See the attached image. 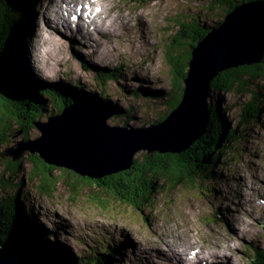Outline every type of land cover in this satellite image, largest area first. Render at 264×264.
Listing matches in <instances>:
<instances>
[{"label":"rangeland","instance_id":"374dc122","mask_svg":"<svg viewBox=\"0 0 264 264\" xmlns=\"http://www.w3.org/2000/svg\"><path fill=\"white\" fill-rule=\"evenodd\" d=\"M5 1L29 6L24 20L30 34L24 32L22 45L27 77L44 87L59 85L74 90L71 85L75 84L84 93L112 106L127 108L131 104L137 110L132 124L142 129L170 110L163 101L165 94L170 93L174 72L188 70V62L183 71L182 66L174 70L170 65L169 57H183L189 42H173L178 30L174 21L180 18L187 22L186 18L199 13L202 24L211 26L223 14L219 8L200 13L206 10L204 4L208 0H93L96 10L92 14L106 18L91 20H98L97 24L101 21L104 26L101 31L92 32L88 42H80V36H75L73 42L67 33L61 36L63 32H59L52 39L40 30L43 20L46 25L53 22L54 14L62 9L58 7L59 0ZM71 1L77 2L79 10L87 11L85 0ZM71 8L75 10L70 5L65 11ZM65 14L68 16V12ZM85 21L84 16L81 23ZM44 36L49 41L45 42ZM99 40H103L102 46H94ZM48 44H53V48ZM110 69L120 70L117 82L114 76L113 80H102L103 70L107 74ZM180 84L183 91V81ZM100 90L102 98L98 97ZM148 92L159 97H148ZM204 99L207 109L218 105L222 127L235 133L227 136V148L218 164L207 171L215 175L208 176L202 184L173 186L170 180H160L161 189L153 192L150 205L138 210L96 186L78 183L70 188L67 183L72 185L75 178L60 169L50 171L48 179L56 185L47 196L36 189L40 179L30 176L31 163L26 158L21 162L23 172L13 176L4 171L6 163L0 159V180L5 185L4 190L0 189V198L11 189H18L28 219L34 223V236L61 257L68 254L85 259L111 250L121 252L118 264H213V255L222 264H255L264 252V76L253 78L242 93L215 91L209 85ZM252 100L261 104L260 112L249 123L238 124L241 106ZM100 101L90 105L101 106ZM53 105L54 101L45 98L42 121L47 118V108L50 110ZM108 124L120 126L113 116ZM4 147H0V152ZM144 152H136L134 158L140 159ZM20 178L21 186L17 187L14 184ZM210 186L212 190L207 189ZM184 238L188 244H172ZM190 247L192 251L185 249Z\"/></svg>","mask_w":264,"mask_h":264},{"label":"trees","instance_id":"16d2710c","mask_svg":"<svg viewBox=\"0 0 264 264\" xmlns=\"http://www.w3.org/2000/svg\"><path fill=\"white\" fill-rule=\"evenodd\" d=\"M254 1L264 3V0H208L204 4L206 10L204 9L200 13L211 12L215 8H219L223 14H226L241 4ZM24 4V2H21L18 5L14 1L11 4H7L5 0H0V96L8 105L6 108L1 109L0 107V147L12 142L10 137L15 125L19 127L29 126L31 122L41 118V114L46 112L45 106H43L45 98L54 101L53 107L50 110L47 108L49 116L59 114L61 108L70 103L94 104V101H100L97 97L95 98V95L89 92L84 93L79 87L74 88V85H71L74 90L67 89L66 86L60 87L59 85L44 87L33 83L26 76L20 54L23 19L24 16L27 17V13L23 9L25 7L28 8ZM198 14L194 13L193 17L186 18L187 22H182L180 18L174 21L178 26V30L173 42H179L183 39L189 40L188 49L184 52L183 57H169L170 65L174 70L176 67L181 66L185 67H181L182 71L186 70L187 62L190 58V50L207 34L209 28L222 21V19H217L213 21V25L207 26L202 24ZM115 71L117 74H113ZM115 71L110 69V73L105 74L106 70H103L104 78L102 80L104 82L113 80L112 76H114V81L117 82L119 71ZM186 71L185 73L181 71L179 73L174 72V82L171 85L170 93L167 92L165 94L163 101L164 105L168 106L170 110L163 116H159L157 120L152 121L151 125L163 121L179 104L182 98L180 83L185 78ZM262 76H264V58L259 65L244 66L223 72L215 77L210 85L215 91L230 92L237 90L242 93L244 86H247L253 78ZM179 86L180 89L178 88ZM148 93L146 96L153 99L159 97L152 92ZM121 94L125 95L122 92ZM137 94L136 96H139ZM98 97H103L102 90L98 93ZM100 103L101 106L108 107L113 112V117H116V124L118 123L117 125H120V127L134 130L142 129L136 128L132 124L137 110L130 102V106H127V108H120L118 105L112 106L110 102L105 100L100 101ZM260 108L261 104L256 100L245 103L241 106L238 124L249 123L250 119H254L258 115ZM208 111L209 119L206 134L198 141L193 142L189 149L180 155L144 152L141 154L142 157L140 159H133V163L128 170L97 181L78 177L72 172L63 169L60 170L75 178V182L72 185L67 183L68 186H71L70 188L72 186L75 187L78 183L96 186L104 193L113 196L117 201L140 210L143 205L149 206L153 192L161 189V186H158L160 180H170L171 184L175 186L176 184L192 185L194 182L202 184L203 180H207L208 176L213 178L215 174L212 172L207 173V171L210 167L218 164L219 156L227 148L225 140L227 136L235 133V130L226 132L222 127L219 119L221 112L218 109V105L209 106ZM27 158H30L29 162L31 163L30 176L40 179L36 189L40 193L50 196L56 184L48 178L50 177V171L54 168L46 167L36 156ZM6 165L4 171L10 176L23 172L20 163L12 164L6 162ZM21 178L14 185L20 187ZM13 181H15L14 178ZM10 183L11 181L6 186H9ZM2 184L3 182L0 180V189L4 190L5 185ZM207 189L212 190L213 188L210 186ZM34 234H36L34 223L28 219L27 212L22 206L18 189L9 190L6 192L5 197L0 198V251L5 252L16 263L118 264L121 259L119 252L111 250H107L99 256L96 254V256L90 255L85 257V259H76L68 254H64L61 257L55 252L53 253V250L45 246ZM263 253L261 252V255H259L260 260L257 258L255 264H261L264 260Z\"/></svg>","mask_w":264,"mask_h":264},{"label":"water","instance_id":"95a60500","mask_svg":"<svg viewBox=\"0 0 264 264\" xmlns=\"http://www.w3.org/2000/svg\"><path fill=\"white\" fill-rule=\"evenodd\" d=\"M220 19L190 50L182 98L163 121L140 130L111 126L108 121L114 115L109 108L70 103L45 121L15 125L10 137L14 141L6 144L0 159L22 167L23 158L29 162L27 157L36 156L46 167L97 181L128 170L138 151L182 154L206 134L209 111L204 98L214 78L259 65L264 58L263 2L241 4ZM0 107H8L1 96ZM0 264L20 263L0 251Z\"/></svg>","mask_w":264,"mask_h":264},{"label":"bare ground","instance_id":"6f19581e","mask_svg":"<svg viewBox=\"0 0 264 264\" xmlns=\"http://www.w3.org/2000/svg\"><path fill=\"white\" fill-rule=\"evenodd\" d=\"M25 2H27L28 3V1L27 0H24ZM87 1V2H86ZM37 2V1H36ZM61 2V1H60ZM66 2H67V4H69L70 3V5H72L74 8H75V12H74V10L71 8L69 11H65V10H63V9H61L60 11H58L59 13L58 14H54V18H53V22H48V24L46 25V21L45 20H43V22H42V24H41V26H40V30H45V32H47L48 34H47V36H50V38H52V39H56L57 37L56 36H58V34H60L61 32H63L62 34H60L61 36H65V34L67 33V34H69V35H71L72 36V38H71V40L73 41V42H75V36H80L79 37V41L81 42L82 40H84L85 42H88L89 40H90V38H91V34H92V32H98V31H101L102 29H100V27H101V25H103V24H101L100 25V23H101V21H100V23L99 24H97V22H99L98 20H91V17L92 18H99V20H102L104 17H99V16H95V15H92V16H90L88 19H86V21H85V23L84 24H79V19H76V16H81L80 14H79V12H78V9L76 8V3L77 2H73L72 3V1L71 0H66ZM85 2H86V4H87V6H88V10H90V11H94V10H96V8H95V3H94V1L93 0H85ZM79 3V2H78ZM33 4H35V2L33 3ZM83 4H84V2H83ZM103 4V3H102ZM24 5H26V4H24ZM77 5H79V4H77ZM104 5V4H103ZM103 5H102V7H103ZM61 7H62V5H61ZM101 8V7H100ZM25 9V12L27 13V11H26V9H27V7L26 8H24ZM23 9V10H24ZM103 9V8H102ZM57 12V11H56ZM65 12H68V13H73L74 15H75V17H74V19H76V24H73L72 26H70V24H72V23H68L69 21H71V20H74V19H69L68 20V16H66V14H64ZM96 12V11H95ZM24 13V12H23ZM31 14H30V16H33L32 15V12H30ZM63 15H65L64 17H63ZM66 17V18H65ZM105 18H106V16H105ZM104 18V19H105ZM33 19H34V17H33ZM12 21V20H11ZM40 23V22H39ZM95 23H96V26H95ZM33 24H34V22H33ZM44 25H45V27H44ZM88 25H90V26H88ZM49 28H48V27ZM88 26V27H87ZM104 26V25H103ZM37 27H38V29H39V26L37 25ZM27 28H29V27H27ZM26 28V26L24 25V32H25V34H27V35H29L30 33H29V31L28 30H26L27 29ZM43 28V29H42ZM85 28H87V29H85ZM89 28H90V30H91V33H90V31H89ZM104 28V27H103ZM105 29H106V27H105ZM30 30H31V26H30ZM73 30H75L74 31V33H76V34H74V33H72V31ZM104 30V29H103ZM84 31H85V33H84ZM60 32V33H59ZM81 35H82V39H80L81 38ZM85 35H87V39H83V36H85ZM111 35V34H110ZM47 36H44V41H45V39L46 40H48L49 41V38L47 39ZM46 37V38H45ZM56 37V38H55ZM108 40V39H107ZM37 41V40H36ZM103 41V40H102ZM101 40H99V41H97L96 43H95V45L94 46H102V42ZM109 41V40H108ZM46 42V41H45ZM38 43V42H37ZM93 44V43H92ZM108 44V43H107ZM106 44V45H107ZM48 46H49V48L51 49V47L53 48V44H48ZM91 50V49H90ZM86 53V52H85ZM93 54V53H92ZM98 65V64H97ZM105 71V70H104ZM118 71H120V70H118ZM27 76V75H26ZM119 76V75H118ZM28 77H29V75H28ZM259 179V178H258ZM248 209H250L251 207L250 206H248V204H247V206H246ZM248 214L250 215V213L248 212ZM250 218H251V215H250ZM185 243V244H188V243H186V239L184 238V239H182V240H180V241H174V242H172V244H175V243ZM190 245L191 246H194V245H192L191 243H190ZM186 247V246H185ZM186 249V248H185ZM184 250V249H183ZM212 259H214L213 260V264H222V261H220V260H218V259H215L214 258V255L212 256ZM180 260V259H179ZM206 260H208V259H206ZM205 263V262H204ZM196 264V263H195Z\"/></svg>","mask_w":264,"mask_h":264}]
</instances>
